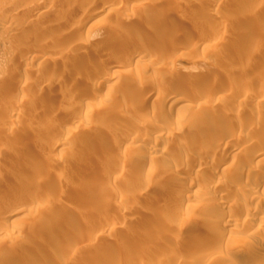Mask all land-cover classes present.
<instances>
[{
    "label": "rangeland",
    "instance_id": "1",
    "mask_svg": "<svg viewBox=\"0 0 264 264\" xmlns=\"http://www.w3.org/2000/svg\"><path fill=\"white\" fill-rule=\"evenodd\" d=\"M112 3L0 0V204L15 195L0 230L16 240L0 264H231L223 257L264 239L242 223L264 211L252 187L264 171V0ZM137 40L151 57L133 66ZM32 50L45 55L30 62ZM222 125L244 144L210 152ZM125 128L135 138L116 151ZM220 161L233 173L214 179ZM199 189L206 199L188 198Z\"/></svg>",
    "mask_w": 264,
    "mask_h": 264
},
{
    "label": "bare ground",
    "instance_id": "2",
    "mask_svg": "<svg viewBox=\"0 0 264 264\" xmlns=\"http://www.w3.org/2000/svg\"><path fill=\"white\" fill-rule=\"evenodd\" d=\"M113 2L114 3H112V4H115V5H117V7H119L120 5H124L125 3H126V0H113ZM128 3V2H127ZM48 5V2H45V3H43L42 4V7L45 9L46 8V6ZM127 5V4H126ZM106 12V11H105ZM14 14V13H13ZM13 14H11V15H7V23H11V22H15L16 21V19H17V16H15V15H13ZM103 14H105V13H103ZM102 14V15H103ZM12 24V23H11ZM137 38V37H136ZM122 39V38H121ZM255 40L257 39V38H254ZM160 40H162L161 38H160ZM120 41H122V40H120ZM123 41H124V39H123ZM122 41V42H123ZM126 42H129V41H131L132 43H133V41L132 40H125ZM166 41H169V40H166ZM165 38H164V41H160L158 44H156V45H164L165 44ZM258 41V40H257ZM253 42H255V41H248V43L251 45ZM124 43V42H123ZM130 43V42H129ZM135 43V42H134ZM128 44V43H127ZM249 44H247L248 46H249ZM145 45H147L146 43H143V42H138V40L136 41V45H126L127 47H126V49H129V48H135V49H137V51L135 50V54L133 55V54H131L132 56H130V57H132L131 58V60H132V63H133V66H136L137 65V63L138 64H140L139 62H141L142 63V61H146V60H148V59H146L147 57H151V56H148L149 54H150V52H149V54H146V52H144V48H145ZM167 45V44H166ZM253 45V44H252ZM150 47V46H149ZM159 47V46H158ZM161 47V46H160ZM165 47V46H164ZM38 48V47H37ZM153 48H155V47H153ZM12 49V48H11ZM9 50L8 49V51L7 52H5V53H7V54H10L9 56H11V53H13V55H14V52L12 51V50ZM15 49V48H14ZM146 49V48H145ZM4 50V49H3ZM6 50H7V48H6ZM34 50V49H33ZM32 50V51H33ZM148 51H149V49H148ZM152 51V50H151ZM41 52V51H40ZM156 52V51H155ZM16 53V52H15ZM31 53V52H30ZM32 53H35V51H33ZM31 53V54H32ZM12 55V56H13ZM33 55V54H32ZM43 55V54H42ZM42 55L40 54V53H35L33 56H31L32 58H31V61L30 62H34L35 60H40L41 59V57H42ZM45 55V54H44ZM43 55V56H44ZM154 56H155V54H154ZM137 62V63H136ZM134 63H135V65H134ZM82 64V63H81ZM83 66V65H82ZM128 66V65H127ZM118 67V66H117ZM131 67V65L129 66V67H126V68H130ZM121 68V67H120ZM125 68V69H126ZM132 69H133V67H132ZM130 70V69H129ZM117 72V71H116ZM75 74H76V72H75ZM73 78H74V76H72ZM71 77V78H72ZM80 77V76H79ZM72 78V79H73ZM216 80V79H215ZM74 81H76V79L74 80ZM78 81V80H77ZM76 81V82H77ZM213 81V80H212ZM213 84V83H212ZM219 84H220V82H219ZM219 84H217V85H219ZM216 85V86H217ZM151 87V86H150ZM191 91V90H190ZM188 92V91H187ZM177 93V92H176ZM191 93V92H190ZM188 94H189V92H188ZM193 94V93H192ZM187 95V94H186ZM189 96V95H188ZM77 104V103H76ZM74 106V105H73ZM62 113V112H61ZM134 113H136L135 111H134ZM125 117H126V115H125ZM131 118V117H130ZM129 119V118H128ZM133 120V119H132ZM18 120L17 119H15V122H17ZM131 121V120H130ZM223 124V123H222ZM223 127H221V128H215V129H213V131H214V133L212 134V137L210 136V138H206L205 139V142H206V147H208V150L210 151V152H214V151H216V153H219V154H225V153H227L228 152V150H231V149H237V148H239V147H241L242 146V144H244V141H242L241 142V140L240 141H238L237 139H235L234 137H236V130L237 129H230V128H228V126H227V128H225V126L224 125H222ZM230 126V125H229ZM152 129H154L155 131H159L160 130V127H158L157 125H152V127H151ZM126 129H128V128H125L124 129V132H122L121 133V135H120V138L118 137L117 138V140L115 141V150L117 151H120L122 148H123V140L125 139V138H131V137H133L134 136V133L132 132V130L130 131V130H126ZM227 129V130H226ZM242 130V129H241ZM238 131V130H237ZM137 133V132H136ZM138 137V136H137ZM140 137V136H139ZM133 138H135V136L133 137ZM138 139V138H137ZM66 141H67V137L65 136V137H61V138H59V139H57L55 142H54V147H56V149H58V152H57V154H62V153H64L65 152V150H67V148H64L63 146H65V143H66ZM205 147V148H206ZM214 150V151H213ZM115 151V152H116ZM165 151V150H164ZM97 152V151H96ZM206 151H204V152H202L203 154L205 153ZM95 153V152H94ZM179 153H180V151H179ZM182 153V152H181ZM117 153H115V155H116ZM208 154V153H207ZM182 155V154H181ZM204 155H206V154H204ZM201 156H202V154H201ZM207 156H209V155H207ZM259 156H260V154H259ZM204 157V156H203ZM187 158H188V156H187ZM206 156L204 157V159L206 160ZM193 159V158H192ZM205 160H200V162H199V165H204V166H206L205 165V163L207 164V161L205 162ZM194 161V160H193ZM223 165L224 164H222L221 163V161H220V163H218L216 166H213L211 169H212V173H213V175H214V179L216 178L215 176H218V175H216L217 173H219V172H222L223 174H230L231 172L233 173V170H232V168L230 169V167L229 168H221V167H223ZM252 170V169H251ZM249 168H248V171L247 172H244V176L246 177V179H248V182L250 183L251 182V180L250 179H252V177L254 176V175H252V171H251ZM250 172H252V173H250ZM237 173V172H236ZM234 175V174H233ZM236 175V174H235ZM234 175V176H235ZM6 176V171H2V172H0V180L1 179H3V177H5ZM237 176V175H236ZM257 177V176H256ZM170 179V178H169ZM220 179V178H219ZM228 179V178H227ZM226 179V180H227ZM174 180V179H173ZM172 180V181H173ZM191 180V179H190ZM194 180V179H193ZM192 180V181H193ZM250 180V181H249ZM170 181V180H169ZM192 181H191V184H192ZM247 181V180H246ZM253 185L250 183L249 185H252V187L253 186H255V187H253L254 189H256V191H258V189H260V188H262V189H264V171H261L260 172V174L258 175V177L257 178H253ZM210 182H211V184H213V185H209L210 186V188H212V187H216V184L218 183H215L214 182V180H210L209 181V184H210ZM212 182H214V183H212ZM166 183V182H165ZM172 183H174V181L172 182ZM172 183H170V184H172ZM167 184V183H166ZM169 184V183H168ZM193 184H194V182H193ZM219 184V183H218ZM208 186V185H207ZM186 187V186H185ZM250 187V186H249ZM202 189V188H201ZM247 189H248V187H247ZM185 191H186V189H184ZM203 190H204V193H205V188H203ZM211 190V189H210ZM210 190H207V191H209L210 192ZM220 190H221V192H223V194L226 192V190L225 189H221L220 188ZM60 191H61V194L62 193H64L65 191H63V190H61L60 189ZM249 191H251V192H253L252 191V189H248V192ZM203 191L202 190H197V191H195V192H193V193H191L190 195H188L187 194V196H188V198H190L189 196H191V197H193L194 199H196L197 197H200L201 196V194H202V196L204 195L203 193H202ZM247 192V191H246ZM183 193H184V191H183ZM183 193H182V195L181 196H183ZM187 193V192H186ZM190 193V192H189ZM205 194H210V193H205ZM9 195V196H8ZM8 195L5 197V198H7L8 197V199H4V201H2L1 202V204H0V211H2L3 210V208L5 209V207L6 206H4V205H7V206H10L11 205V203H13L14 201H15V195L12 193V191H8ZM186 195V194H185ZM186 196V197H187ZM201 196V197H202ZM17 198V197H16ZM46 198V197H45ZM182 198V197H181ZM202 198H204V199H206L207 197H202ZM234 199V201H235V204H240L241 202L243 203V201L242 200H240L239 198L237 199V197L235 198H233ZM5 200H8V201H6L5 202ZM17 200V199H16ZM42 200V204L43 205H47V203H46V200L44 199V197L41 199ZM246 201V200H245ZM244 201V202H245ZM48 202V201H47ZM233 202V201H232ZM237 202V203H236ZM14 204H16V203H14ZM218 204V203H217ZM233 204H234V202H233ZM2 205H3V208H2ZM231 206H233V205H231ZM230 206V207H231ZM48 207V206H47ZM9 208V207H8ZM51 208V207H50ZM216 208H217V210H219V208L220 207H217L216 206ZM220 211V210H219ZM242 212V211H241ZM240 212V213H241ZM259 212V213H258ZM257 213H255L256 215V217L258 218V219H260V223L259 224H257V225H254L253 224V222H251V221H253L252 219H249L248 218V215L246 216L245 215V217H244V215H243V221H242V223H243V225H244V227L246 226V229H248V231L250 232H252V231H254V230H260V228H264V225L262 224V223H264V211H258ZM1 214V213H0ZM240 216V215H239ZM230 217V216H229ZM241 217V216H240ZM239 218V217H238ZM242 218V217H241ZM240 219V218H239ZM238 219V220H239ZM228 222H231L230 224H229V226L228 227H230V226H234L236 223H237V221H235V220H233L232 218H230V219H228L227 220ZM106 223H107V221H106ZM106 223H105V225H106ZM241 223V224H242ZM110 224V223H109ZM107 225H108V223H107ZM112 225V224H111ZM220 225V224H219ZM237 226V225H236ZM108 227V226H107ZM217 227V226H216ZM220 228V227H219ZM218 228V229H219ZM262 228V229H263ZM217 229V230H218ZM216 230V229H215ZM216 230V231H217ZM12 231V230H11ZM10 230H7V231H3V230H0V249H7V250H9L11 247H13V245L11 246V247H8V246H10L9 244L10 243H12L13 241H14V243H15V241L16 240H14V238L12 237L14 234H13V232H11ZM87 232L88 230L87 229H85V227L84 228H82V232ZM219 232V231H218ZM90 232L88 231V234H89ZM216 234H218V235H216L215 237H213V238H216V239H214L215 241L217 240V239H219V238H223V240L225 239V237H222V236H224L225 235V233H224V235L223 234H221V236H220V234L219 233H217V232H215ZM220 233H221V230H220ZM10 239H12V240H10ZM62 239H63V237H62ZM220 239V240H221ZM63 240H65V238L63 239ZM63 240L61 241V242H63ZM213 240V239H212ZM65 242H66V240H65ZM261 242V241H260ZM18 243V242H17ZM71 243V242H70ZM73 243V242H72ZM216 243V242H215ZM65 244V243H64ZM178 244H180V243H178ZM234 244L236 245V242L234 241V242H232V245L234 246ZM15 245V244H14ZM160 245V244H159ZM16 246H17V244H16ZM19 246V245H18ZM69 246V245H68ZM73 246V245H72ZM72 246H69V247H67V245L65 246V247H67L66 249H65V252L63 253V255H67V253H69V251H70V248H72ZM75 246V245H74ZM242 247V246H241ZM74 248V247H73ZM72 248V249H73ZM219 249V248H218ZM213 250H215V249H213ZM216 250H217V248H216ZM215 250V251H216ZM236 250V249H235ZM173 251V250H172ZM172 251H171V253H172ZM214 251V252H215ZM218 251V250H217ZM216 251V252H217ZM170 252V251H169ZM174 252H176V251H174ZM215 252V253H216ZM166 253V252H165ZM213 253V252H212ZM211 253V254H212ZM214 253V254H215ZM219 253V252H218ZM220 254V253H219ZM223 254V253H222ZM221 254V255H222ZM62 255V256H63ZM174 255H176V254H174ZM225 255V254H224ZM119 256V255H118ZM121 256V255H120ZM173 256V255H172ZM171 256V257H172ZM217 256H219V255H217ZM124 257V256H123ZM123 257H119V258H114V257H112V259L114 258V260H109L108 262H105L104 260H105V258H103V260L102 261H104L105 263H100V264H132V263H129V261L128 260H126V259H124ZM197 257H199V255L197 256ZM196 257V258H197ZM222 257H223V255H222ZM221 257V258H222ZM60 258V257H59ZM59 258H57V259H59ZM223 258H225L228 262H230L231 264L233 263V261H235V259H237L238 260V258H243V259H245V262H243L244 264H264V239L262 240V242L260 243V244H253V245H251V247H249V250H248V248L244 251V250H242V251H236V252H232L231 254H229L228 256L226 255V256H224ZM49 259V257L46 259V262L47 261H53L52 259H50V260H48ZM57 259H55V261L57 260ZM206 259V258H205ZM204 259V260H205ZM208 259V258H207ZM210 261H211V259H209ZM213 260V259H212ZM236 260V261H237ZM126 261H127V263H126ZM209 261V262H210ZM45 262V263H46ZM57 262H59L58 260L56 261V264H57ZM208 262V263H209ZM239 262V261H238ZM133 264H146L145 262H142V261H140V263H133ZM237 264V263H236ZM239 264V263H238Z\"/></svg>",
    "mask_w": 264,
    "mask_h": 264
}]
</instances>
